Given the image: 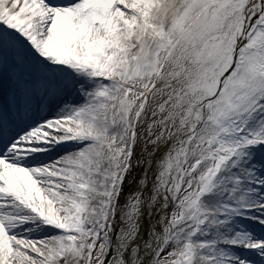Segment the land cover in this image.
<instances>
[{"label": "snow or ice", "instance_id": "6c2138e0", "mask_svg": "<svg viewBox=\"0 0 264 264\" xmlns=\"http://www.w3.org/2000/svg\"><path fill=\"white\" fill-rule=\"evenodd\" d=\"M0 264H264V0H0Z\"/></svg>", "mask_w": 264, "mask_h": 264}]
</instances>
